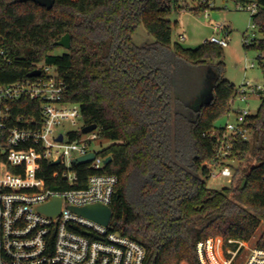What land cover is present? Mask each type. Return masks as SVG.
Segmentation results:
<instances>
[{
	"label": "trees",
	"instance_id": "obj_1",
	"mask_svg": "<svg viewBox=\"0 0 264 264\" xmlns=\"http://www.w3.org/2000/svg\"><path fill=\"white\" fill-rule=\"evenodd\" d=\"M181 0H55L52 7L35 1L0 0V83L23 80L35 63L53 64L68 85L65 100L81 107L84 126L98 124L112 144L99 152L112 160L102 169L75 166L77 180L62 176L63 165L39 157L36 177L51 189L84 187L96 173L119 178L111 203L113 230L139 240L145 264H200L196 246L209 237L250 240L264 220V91L248 118L251 138L233 147L230 185L208 187L205 164L216 155L217 138L237 86L225 77L224 49L205 41L185 48L172 40L168 16ZM254 17L262 37L245 44L259 52L264 73V0ZM143 25L154 41L135 43ZM66 33L71 47L55 52ZM11 59V63L5 59ZM174 61L193 75L182 92L174 86ZM211 66L216 78L209 104L193 101L198 70ZM195 87V88H194ZM197 87V88H196ZM14 115L34 113L40 102L25 99ZM73 139L81 130L69 132ZM40 152L39 149H37ZM25 171V166L10 167ZM257 244L264 247V230Z\"/></svg>",
	"mask_w": 264,
	"mask_h": 264
},
{
	"label": "built area",
	"instance_id": "obj_2",
	"mask_svg": "<svg viewBox=\"0 0 264 264\" xmlns=\"http://www.w3.org/2000/svg\"><path fill=\"white\" fill-rule=\"evenodd\" d=\"M236 8L249 11L254 19L262 11L263 3L238 0ZM253 26L257 27L255 20ZM256 40L245 38V44ZM206 41L227 47V26L215 24L213 35ZM3 54L1 50L0 55ZM5 59L11 63V59ZM249 66L254 67L255 63ZM35 69L40 70L37 76L0 83V264H145L146 247L113 230L112 218L108 225H103L71 209L95 203L111 207L119 183L117 175L96 173L88 178L86 186L63 190L51 189L36 177L39 157L51 162L59 160L64 167L63 178L74 184L75 166L79 165L73 162L74 158L93 151L95 159L88 164L102 169L107 156L91 148L92 141L100 136L98 127L73 139L70 131L57 132L63 121L76 125L82 119L81 107L65 100L68 85L53 64L35 63ZM263 91L264 85L251 81L237 86L226 114L228 118L234 115V121L228 120L223 129L209 133L217 138L216 155L205 162L210 178H227L229 184L232 182L234 144L239 138L250 139L248 118L255 113L251 101L253 96L261 97ZM25 99L40 102V119L31 112L14 115L15 108L25 107ZM83 126L84 123L79 130ZM11 166H25V171H13ZM58 197L61 210L57 215L50 216L38 209ZM196 250L200 264H264V247L257 243L250 246L244 239L209 237L199 241Z\"/></svg>",
	"mask_w": 264,
	"mask_h": 264
},
{
	"label": "rangeland",
	"instance_id": "obj_3",
	"mask_svg": "<svg viewBox=\"0 0 264 264\" xmlns=\"http://www.w3.org/2000/svg\"><path fill=\"white\" fill-rule=\"evenodd\" d=\"M237 2L238 0H209V3H203V0H181L177 4L173 3L172 11L168 16L172 25V40L173 43L178 42L185 48H196L213 35L215 24H225L229 30V45L223 47L226 79L235 86H239L245 81L263 86L264 73L258 58L259 52L245 45V38L252 41L260 39L263 35L258 27L253 26L254 19L251 13L236 8ZM133 39L138 45L154 41L143 25L138 26ZM65 50L66 48L60 46L55 52H64ZM252 62L255 63L254 67L249 66ZM188 70L192 72L191 69ZM192 86L198 87V83L195 82ZM259 105L260 97L253 96L251 101L253 113L257 111ZM234 119V115H231L230 118L224 115L217 121V124L224 126L228 120L234 121ZM77 122L75 125L71 121H63L57 132L79 130L83 119L79 118ZM249 137L251 138V133ZM110 144H112L110 139L99 136L97 140L92 141L91 148L103 150ZM233 164L234 167H238L240 161L234 159ZM207 185L211 188H222L230 184L227 178L218 180L210 178ZM263 230L264 220L255 235L247 240L250 246L257 243Z\"/></svg>",
	"mask_w": 264,
	"mask_h": 264
},
{
	"label": "water",
	"instance_id": "obj_4",
	"mask_svg": "<svg viewBox=\"0 0 264 264\" xmlns=\"http://www.w3.org/2000/svg\"><path fill=\"white\" fill-rule=\"evenodd\" d=\"M20 1H27V0H20ZM32 1H35L36 3L42 6H46L48 8L52 7L55 2V0H32ZM55 44L60 45L66 49H70L71 47L70 34L66 33L65 35L61 37V39L57 40ZM39 74H40V70L35 69L29 73V76L32 77V76H37ZM213 98H214V85L209 87L206 98L202 101L201 104H209L212 102ZM97 127H98V124L96 123L85 125L82 127L81 131L83 133H88L96 129ZM61 138H62V135L60 136V139ZM95 156H96L95 153L91 151L85 155L74 158L73 162L76 164L90 163L91 161L95 159ZM111 160H112V157L107 156V158L105 159V163H109ZM59 162H60L59 160H55L52 163L57 164ZM38 209L50 216H55L61 210V198L60 197L54 198L51 201L40 205ZM71 209L74 212L82 216L91 218L103 225H108L113 215L111 207L100 204V203L89 204V205H84V206H71Z\"/></svg>",
	"mask_w": 264,
	"mask_h": 264
},
{
	"label": "flooded vegetation",
	"instance_id": "obj_5",
	"mask_svg": "<svg viewBox=\"0 0 264 264\" xmlns=\"http://www.w3.org/2000/svg\"><path fill=\"white\" fill-rule=\"evenodd\" d=\"M197 74L199 76L197 79L198 89L196 90L193 101L196 105H199L206 98L209 87L214 85L216 75L209 65L198 70ZM192 79L193 75H190L189 70L183 63L174 61L173 80L176 81L173 82L174 86L180 91L185 92L191 85Z\"/></svg>",
	"mask_w": 264,
	"mask_h": 264
}]
</instances>
